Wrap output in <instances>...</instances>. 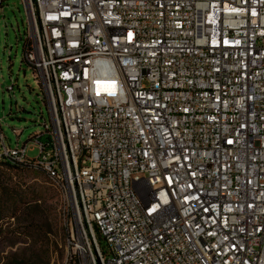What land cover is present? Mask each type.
<instances>
[{
    "label": "built area",
    "instance_id": "1",
    "mask_svg": "<svg viewBox=\"0 0 264 264\" xmlns=\"http://www.w3.org/2000/svg\"><path fill=\"white\" fill-rule=\"evenodd\" d=\"M21 1L66 264H264V0Z\"/></svg>",
    "mask_w": 264,
    "mask_h": 264
},
{
    "label": "rangeland",
    "instance_id": "2",
    "mask_svg": "<svg viewBox=\"0 0 264 264\" xmlns=\"http://www.w3.org/2000/svg\"><path fill=\"white\" fill-rule=\"evenodd\" d=\"M27 28L22 1L6 0L0 12V120L11 148L43 132L44 124L52 126L43 86L24 59ZM38 154L34 149L27 157ZM75 228L71 204L45 176L0 166V264H66ZM99 241L107 253V243Z\"/></svg>",
    "mask_w": 264,
    "mask_h": 264
},
{
    "label": "trees",
    "instance_id": "3",
    "mask_svg": "<svg viewBox=\"0 0 264 264\" xmlns=\"http://www.w3.org/2000/svg\"><path fill=\"white\" fill-rule=\"evenodd\" d=\"M27 41V40H26ZM25 46H26V42H25ZM25 48V47H24ZM1 165H7V166H10V167H16V166H11V165H9L7 162H2V164ZM22 168H25V167H22Z\"/></svg>",
    "mask_w": 264,
    "mask_h": 264
}]
</instances>
